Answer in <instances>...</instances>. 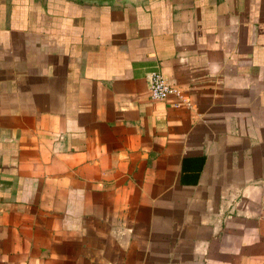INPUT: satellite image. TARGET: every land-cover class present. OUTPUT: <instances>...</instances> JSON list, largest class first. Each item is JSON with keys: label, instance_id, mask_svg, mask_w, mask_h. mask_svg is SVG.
Returning a JSON list of instances; mask_svg holds the SVG:
<instances>
[{"label": "crops", "instance_id": "0c3cea01", "mask_svg": "<svg viewBox=\"0 0 264 264\" xmlns=\"http://www.w3.org/2000/svg\"><path fill=\"white\" fill-rule=\"evenodd\" d=\"M0 264H264V0H0Z\"/></svg>", "mask_w": 264, "mask_h": 264}, {"label": "built area", "instance_id": "2783aa9c", "mask_svg": "<svg viewBox=\"0 0 264 264\" xmlns=\"http://www.w3.org/2000/svg\"><path fill=\"white\" fill-rule=\"evenodd\" d=\"M147 80L148 92L152 100L164 101L169 98H173V108H178L185 102L182 92L173 87L160 73L151 72L148 74ZM185 104L188 106V102H185Z\"/></svg>", "mask_w": 264, "mask_h": 264}]
</instances>
